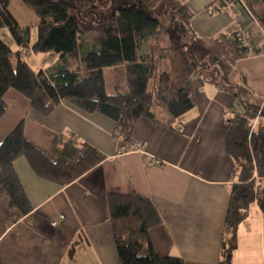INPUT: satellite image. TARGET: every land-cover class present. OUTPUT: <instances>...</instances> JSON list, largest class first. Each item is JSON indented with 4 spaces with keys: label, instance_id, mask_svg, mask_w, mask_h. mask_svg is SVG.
I'll list each match as a JSON object with an SVG mask.
<instances>
[{
    "label": "trees",
    "instance_id": "obj_1",
    "mask_svg": "<svg viewBox=\"0 0 264 264\" xmlns=\"http://www.w3.org/2000/svg\"><path fill=\"white\" fill-rule=\"evenodd\" d=\"M22 1L39 17L33 43L31 28H22L9 10V0H0V29L8 28L19 45L14 52L0 37V118L7 111L4 97L10 89L26 97L42 114L50 113L65 100L84 112H99L114 120V137L121 149L128 150L139 119L168 127L182 123V117L196 107V76H203L234 97L227 109L230 129L226 148L235 165L236 180L230 191L218 261L232 264L239 227L254 203L264 214V96L257 94L237 69L240 60L264 53V0H212L208 6L211 17L241 5L249 19L207 38H198L193 32L190 20L194 13L186 0H176L181 12L173 13L182 22L176 29L190 33L185 44L172 43L159 18L137 5L123 6L110 13L88 51L82 40L86 25L74 14V8L80 12L81 4L99 0ZM197 43L201 44L203 57L192 52ZM28 50L48 53L56 60L34 70L24 59ZM206 66H217L221 73L215 76L208 68L203 74ZM106 69L121 76L114 92L107 90ZM156 105L165 107L168 119L157 113ZM20 157L37 176L61 187L107 158L97 147L79 139L56 137L52 148L45 150L26 137L22 119L0 142V188L5 194L6 214L12 221L32 210L15 170V161ZM112 196L111 224L119 264H188L182 257L161 254L153 247L149 236L153 212L147 198L136 192ZM14 208L17 214H11ZM78 243H71L70 253ZM0 264H7L1 254Z\"/></svg>",
    "mask_w": 264,
    "mask_h": 264
},
{
    "label": "crops",
    "instance_id": "obj_2",
    "mask_svg": "<svg viewBox=\"0 0 264 264\" xmlns=\"http://www.w3.org/2000/svg\"><path fill=\"white\" fill-rule=\"evenodd\" d=\"M211 1L186 0L194 13L190 20L193 32H197L195 21L204 20L209 27L211 19L226 13L230 14L223 31L249 19L241 5L211 17ZM237 69L264 96V53L240 60ZM193 88L196 107L177 127L147 118L136 122L133 141L144 142L143 152L121 149L114 137L117 124L104 114L84 112L65 100L42 114L26 97L10 89L4 97L7 111L0 118V142L25 119L26 137L45 150L52 148L56 137L79 139L107 158L64 187L40 178L24 157L18 158L15 170L32 210L17 221L10 220L0 188V254L4 261L119 264L111 224L112 194L136 192L152 207L149 236L157 252L182 257L188 264H218L230 191L236 180L226 148L227 109L234 97L203 76L194 78ZM161 111L160 116L168 119L167 112ZM17 213V208L11 210V214ZM76 240L79 243L70 253ZM231 262L264 264V214L257 203L239 227Z\"/></svg>",
    "mask_w": 264,
    "mask_h": 264
},
{
    "label": "rangeland",
    "instance_id": "obj_3",
    "mask_svg": "<svg viewBox=\"0 0 264 264\" xmlns=\"http://www.w3.org/2000/svg\"><path fill=\"white\" fill-rule=\"evenodd\" d=\"M130 5H137L139 8L145 10L148 15L159 18L162 25L167 29V32H169V37L172 43L185 44L188 41L190 33L186 34L183 31L176 29V27L181 26L182 23L181 21L178 22L179 17L177 14L173 13L175 10H177L175 11L176 13L181 12V9H179V3L176 0H99L96 3L89 5L81 4L80 7L83 8L80 12L78 11V8H74V14H77L81 23L86 25V29L83 31L85 33H83L84 35L82 36L85 51L92 49V41L100 33L102 28L101 25L108 20L110 13H112L113 10H118L120 7ZM9 10L22 28L28 26L31 28V42L33 43L37 38V22L39 21V17L35 11L22 0H9ZM229 14L230 13H226L223 17L211 19L209 27L206 26L204 20L195 21L197 32L195 31L194 33L198 38H205L218 34L228 25L227 17ZM0 37L13 49L14 52L19 50V45L8 28L0 29ZM192 52L203 57L200 43H197L192 47ZM15 58L16 54L14 53L13 61H16ZM24 59L34 70L47 66L56 60L55 57L50 56L48 53L34 52L30 50L24 54ZM208 68L213 71L212 74L215 76H218L221 73L217 66L203 67L202 73L206 74L209 71ZM105 72L107 90L108 92H114L115 85L121 76L118 73L116 74L115 71L109 69H106ZM154 109H156L159 114L162 112L161 110H165V107L163 105H156Z\"/></svg>",
    "mask_w": 264,
    "mask_h": 264
},
{
    "label": "built area",
    "instance_id": "obj_4",
    "mask_svg": "<svg viewBox=\"0 0 264 264\" xmlns=\"http://www.w3.org/2000/svg\"><path fill=\"white\" fill-rule=\"evenodd\" d=\"M129 149L138 150L140 152H143L145 149V144L144 142L132 141L129 145ZM57 223H58V219L54 221V224H57Z\"/></svg>",
    "mask_w": 264,
    "mask_h": 264
}]
</instances>
